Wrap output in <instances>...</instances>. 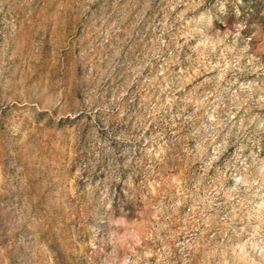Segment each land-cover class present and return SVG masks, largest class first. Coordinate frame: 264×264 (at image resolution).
Segmentation results:
<instances>
[{
  "label": "rangeland",
  "instance_id": "obj_1",
  "mask_svg": "<svg viewBox=\"0 0 264 264\" xmlns=\"http://www.w3.org/2000/svg\"><path fill=\"white\" fill-rule=\"evenodd\" d=\"M0 264H264V0H0Z\"/></svg>",
  "mask_w": 264,
  "mask_h": 264
}]
</instances>
